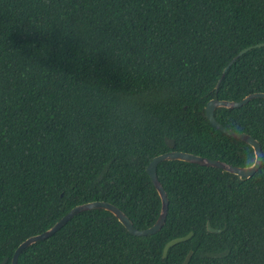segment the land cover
<instances>
[{
    "label": "trees",
    "instance_id": "16d2710c",
    "mask_svg": "<svg viewBox=\"0 0 264 264\" xmlns=\"http://www.w3.org/2000/svg\"><path fill=\"white\" fill-rule=\"evenodd\" d=\"M258 44L264 0H0V264L88 202L152 226L160 199L146 167L171 150L165 138L173 151L250 166L252 148L204 107L264 93ZM214 118L260 143L252 177L160 162L159 232L132 236L108 211H84L17 264H182L189 252L187 264H264V99Z\"/></svg>",
    "mask_w": 264,
    "mask_h": 264
},
{
    "label": "water",
    "instance_id": "95a60500",
    "mask_svg": "<svg viewBox=\"0 0 264 264\" xmlns=\"http://www.w3.org/2000/svg\"><path fill=\"white\" fill-rule=\"evenodd\" d=\"M264 44H258L254 46L256 47H262ZM252 47H248L242 51H240L236 57H234L229 64L222 70V77L225 75L226 71L228 68L232 65V63L241 55L245 54L247 51H249ZM220 79L218 80L215 89L217 90L218 85L220 83ZM253 99H264V93H252L247 96H245L242 100L240 101H226V100H219V99H211L209 100L205 107V116L208 122L218 131L221 133L234 138L236 140H239L242 143L247 144L252 148L253 154H254V161L253 163L248 166V167H237L233 166L231 164L219 161V160H211L208 158H204L198 155L190 154V153H185V152H179V151H173L174 147V141L172 139L165 138L164 142L166 146L171 149L170 151L166 153H162L160 155L155 156L152 158V160L149 162V164L146 167V173L148 174L150 181L160 199V209H159V214L157 216L156 221L152 226H150L147 229L144 230H138L137 228L134 227L130 219L116 206L104 202V201H92L88 202L82 205H78L73 207L66 215H64L60 220H58L54 225H52L49 229L46 231L38 234L31 236L27 238L25 241L21 242L16 249L14 250L10 264H17L18 257L21 254V252L26 249L27 247L39 242L43 241L52 235H54L57 231H59L70 219H72L75 215L84 212V211H89V210H96V209H101L108 211L111 213L117 221L124 227V229L131 234L132 236L136 237H145V236H150L154 235L155 233L159 232L162 226L164 225L166 221V215L168 211V198L166 195V192L164 191L162 185L157 179V173H156V168L157 165L160 162L163 161H180L184 163H189V164H196L199 166H204V167H211V168H216L220 169L224 173L231 174L233 176H236L240 179H248L252 177L258 169L261 167L262 160H263V154H262V149L260 143L251 137L250 135L246 133H239L232 131L228 128H225L222 126L220 123L216 121L214 118V111L218 108H226V109H237L240 108L244 105H246L248 102H250ZM206 229L210 233H219V230H216L212 227H210V224L207 222L206 223ZM192 236V233H188L184 237L180 238H175L166 243V245L163 248L162 252V257L164 258L168 249L180 242H184L188 239H190ZM192 252H189L187 256L185 257L184 261L182 264H187ZM6 260L2 262L4 264Z\"/></svg>",
    "mask_w": 264,
    "mask_h": 264
},
{
    "label": "bare ground",
    "instance_id": "6f19581e",
    "mask_svg": "<svg viewBox=\"0 0 264 264\" xmlns=\"http://www.w3.org/2000/svg\"><path fill=\"white\" fill-rule=\"evenodd\" d=\"M238 109V108H237ZM221 133V132H220ZM173 247V246H172Z\"/></svg>",
    "mask_w": 264,
    "mask_h": 264
}]
</instances>
